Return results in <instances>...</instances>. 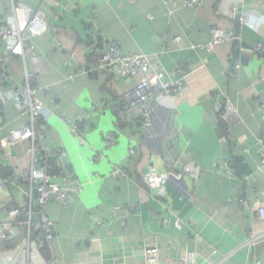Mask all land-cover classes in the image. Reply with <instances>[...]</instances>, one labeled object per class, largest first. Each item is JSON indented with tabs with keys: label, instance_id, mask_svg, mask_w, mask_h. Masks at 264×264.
Segmentation results:
<instances>
[{
	"label": "crops",
	"instance_id": "obj_1",
	"mask_svg": "<svg viewBox=\"0 0 264 264\" xmlns=\"http://www.w3.org/2000/svg\"><path fill=\"white\" fill-rule=\"evenodd\" d=\"M184 2L18 0L22 7L9 15L12 0H0V19L14 29L27 23L28 10L47 24L23 56L0 44V180L8 181L0 224L16 234L0 246V264H145L149 246L158 250L156 264H264V219L254 206H264V53L255 51L264 44V0H209L197 8ZM230 5L242 26L231 20ZM213 29L235 32L238 40L212 51L196 47L211 42ZM112 44L123 56L147 55L167 79L182 81L178 98L160 96L150 104L152 120L144 130L117 118L136 80L96 68L98 55ZM18 86L34 91L43 105L35 126L44 147L65 152L53 161L62 172L49 171L51 181L75 187L66 206L51 201L44 211L53 226L50 243L37 226L30 186L9 182L10 157H23L32 142L13 148L14 155L1 150L7 133L32 124L19 113ZM227 105L234 112L229 123L220 118ZM217 161L230 172L216 170ZM188 166L198 173H185ZM115 168L126 176L116 177ZM152 169L182 179H166L165 194L157 195L143 182ZM11 209L21 211L15 221L8 220Z\"/></svg>",
	"mask_w": 264,
	"mask_h": 264
},
{
	"label": "built area",
	"instance_id": "obj_2",
	"mask_svg": "<svg viewBox=\"0 0 264 264\" xmlns=\"http://www.w3.org/2000/svg\"><path fill=\"white\" fill-rule=\"evenodd\" d=\"M209 0H185L184 8L202 7L208 3ZM246 2L248 0H241ZM256 5L263 3V0H252ZM22 5L18 0H12V5L8 9L9 15H14ZM27 23L19 30L8 22L0 19V44H7L12 55L23 56L24 53H30L34 50L33 44L30 43L31 38L43 35L47 30V24L44 21L43 15L40 12L33 13L28 10ZM231 20L239 26L244 24V20L237 15V8L235 5H230ZM238 40V35L235 32L224 33L221 29L211 30V42L207 45L196 46L200 49L212 51L218 45H224L232 41ZM92 51L98 53L95 45L92 46ZM257 53H264V44H259L255 47ZM97 70L107 71L121 78H128L136 80L134 86L126 91L123 95L124 106L119 110L117 118L119 121L129 124H137L141 130L146 129L152 120V111L150 104L160 96L176 99L183 91L182 81H174L167 79L165 73L162 71L157 62L145 54L136 53L127 56L120 54L119 46L112 44L105 52L98 55ZM178 70L182 67L178 66ZM183 71V70H182ZM26 75V81L29 80ZM5 80V75H0V83ZM16 96L18 99V109L21 116L29 115L32 124L21 130H13L7 133L2 139L1 150L6 156H10V149L20 146L22 143L31 141L32 147L21 158L10 157L9 166L11 168V177L9 182L26 183L30 186L29 199L30 204L38 209L40 215L39 229L44 239L50 243L52 242L53 226L49 219L45 216L44 211L51 201H57L63 206H66L72 199V193L75 191L74 186H59L51 181L50 173L53 171L62 172L61 167H54L53 161L65 157V152L61 150L50 151L44 147L43 135L40 133L41 126H35V123L41 121V113L43 110L42 103L35 97V92L23 87L16 88ZM260 111L264 115V100L260 99ZM234 116L229 105L226 106L224 113L221 115L223 122L229 123L230 118ZM37 129H39L37 131ZM71 133L76 136L78 129L75 125L70 128ZM114 141L113 137L108 136L106 145H110ZM133 151L130 150V154ZM262 167H264V153L261 160ZM215 169H224L228 172L229 166L225 161H217L214 164ZM195 167L188 166L184 172L192 175V170ZM50 171V173H49ZM113 174L116 177H125V172L121 168H115ZM233 175L232 173H230ZM182 179L181 174L174 172H166L159 174L154 169L143 175V182L153 190L157 191V195L163 196L165 194L164 182L168 178ZM8 181L0 180V194L2 192V185L4 186ZM242 206H247V203L240 200ZM9 205H3V208ZM257 208V216L259 219H264V206L254 202ZM21 211L18 209H11L8 211V220L15 221ZM175 228L180 230L183 224L179 221L175 223ZM15 232L6 224H0V246L4 241H9L15 238ZM215 254V252L213 253ZM145 264H156L158 262V250L149 246L143 251Z\"/></svg>",
	"mask_w": 264,
	"mask_h": 264
},
{
	"label": "water",
	"instance_id": "obj_3",
	"mask_svg": "<svg viewBox=\"0 0 264 264\" xmlns=\"http://www.w3.org/2000/svg\"><path fill=\"white\" fill-rule=\"evenodd\" d=\"M239 59L241 60V63H242V64H244V65L246 64L247 59H246L245 57H243V56L241 57V56H240ZM0 109H1V107H0ZM11 154L14 155V150H13V148L11 149Z\"/></svg>",
	"mask_w": 264,
	"mask_h": 264
},
{
	"label": "trees",
	"instance_id": "obj_4",
	"mask_svg": "<svg viewBox=\"0 0 264 264\" xmlns=\"http://www.w3.org/2000/svg\"><path fill=\"white\" fill-rule=\"evenodd\" d=\"M10 177H11V175L9 176V178H10ZM10 241H13V239H11V240H9V241H4L3 243H7V242H10ZM3 243H2V244H3ZM2 244H1V245H2Z\"/></svg>",
	"mask_w": 264,
	"mask_h": 264
}]
</instances>
